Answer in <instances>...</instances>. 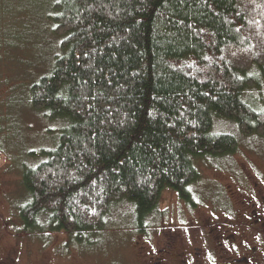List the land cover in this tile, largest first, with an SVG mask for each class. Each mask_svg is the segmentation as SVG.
I'll return each instance as SVG.
<instances>
[{
    "label": "trees",
    "instance_id": "trees-1",
    "mask_svg": "<svg viewBox=\"0 0 264 264\" xmlns=\"http://www.w3.org/2000/svg\"><path fill=\"white\" fill-rule=\"evenodd\" d=\"M48 75L28 105L63 126L23 166L22 233L80 243L127 202L141 230L165 191L190 203L200 162L232 156L234 136L264 139V111L243 93L264 80V0H60ZM44 216L40 222L39 218Z\"/></svg>",
    "mask_w": 264,
    "mask_h": 264
},
{
    "label": "rangeland",
    "instance_id": "rangeland-1",
    "mask_svg": "<svg viewBox=\"0 0 264 264\" xmlns=\"http://www.w3.org/2000/svg\"><path fill=\"white\" fill-rule=\"evenodd\" d=\"M58 1L0 0V217L19 226L18 240L0 239L1 264H141L146 253L142 247L149 248V241L175 213L188 215L185 220L191 223L203 222L216 208L220 218L219 209L235 211L253 193V202L264 205V139L243 138L233 123L214 118L213 132L234 136L237 150L230 157L200 162L201 177L190 190V203L165 191L141 230L127 202L114 204L104 228L80 243L40 228L22 233L18 212L29 196L22 191L21 170L42 161L34 153L52 149L64 127L61 121H49L44 112L31 110L27 94L33 82L51 72L53 58L60 54L61 40L51 33L50 21ZM258 84L242 96L249 106L264 111V80ZM191 208L198 212L193 214Z\"/></svg>",
    "mask_w": 264,
    "mask_h": 264
},
{
    "label": "flooded vegetation",
    "instance_id": "flooded-vegetation-1",
    "mask_svg": "<svg viewBox=\"0 0 264 264\" xmlns=\"http://www.w3.org/2000/svg\"><path fill=\"white\" fill-rule=\"evenodd\" d=\"M256 197L253 193L232 212L219 209L220 218L215 208L203 222L191 223L185 220L188 215L175 213L149 248L142 247L146 253L141 264H264V205L253 202ZM18 230V222L0 217V239L15 242Z\"/></svg>",
    "mask_w": 264,
    "mask_h": 264
}]
</instances>
